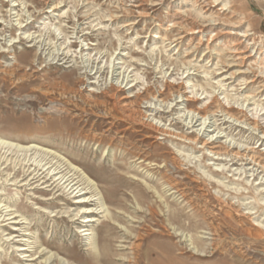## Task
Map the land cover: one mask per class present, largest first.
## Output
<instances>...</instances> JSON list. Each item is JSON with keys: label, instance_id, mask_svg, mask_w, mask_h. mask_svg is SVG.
Masks as SVG:
<instances>
[{"label": "rangeland", "instance_id": "374dc122", "mask_svg": "<svg viewBox=\"0 0 264 264\" xmlns=\"http://www.w3.org/2000/svg\"><path fill=\"white\" fill-rule=\"evenodd\" d=\"M198 13L212 16L201 33ZM238 41L255 49L246 73L231 66ZM259 51L262 0H0V138L47 153L0 146V264H264V172L201 144L264 151L261 132L216 112L218 99L264 113ZM45 157L95 199L88 235L74 194L29 181L24 158Z\"/></svg>", "mask_w": 264, "mask_h": 264}, {"label": "bare ground", "instance_id": "6f19581e", "mask_svg": "<svg viewBox=\"0 0 264 264\" xmlns=\"http://www.w3.org/2000/svg\"><path fill=\"white\" fill-rule=\"evenodd\" d=\"M262 1L264 2V0H262ZM205 4L208 5L209 8L213 6L212 2H205ZM13 5H15V3H13ZM51 7L56 9L58 6H57V4H53ZM194 17L196 19L202 18L201 22H203V23L207 22L205 24L200 25L201 28H199L197 30L198 33L203 32L205 28L211 26V23H210V21L212 20L211 13L208 16H206V15L204 16V15L198 13L197 15H194ZM193 32H194V30L192 31V33ZM240 34L241 35H239V36H245V37L248 36L246 31H243ZM237 40H240V39H237ZM236 44H238V47H233L231 49H233V53L235 54V56H237L238 60L233 59V61L236 62V64H233L231 66H238L237 69L235 70V72L237 71L238 73H246V72H248V70L250 68H248V67H246L245 69L242 68V66H244L243 64H245L246 61L251 62L252 60H253V62H257L256 59L254 58L255 53H252V51H254L255 49L248 50L247 45H244L241 41H238ZM2 51H4V50H2ZM256 51H257V49H256ZM259 53L263 54L264 51L263 52L259 51ZM258 63L260 65L259 66V68L261 70L260 72H263V69H264L263 58L260 61H258ZM235 72L231 73V74H235ZM253 80L254 79H251V80L245 79L244 81L246 83H251V82H253ZM167 85L170 88H173L172 94L176 93L177 97L185 96L184 100H188V101L197 100L193 96H191V97L186 96L185 95L186 92L182 93L181 88H178V86H174L170 83H168ZM132 86L133 85L130 84V87H132ZM110 88L114 89L115 91L121 90L120 87H118V86L116 87L115 85H111ZM90 90H92V89H90ZM123 98H128V97L125 96ZM216 100H217L216 112H220L221 114H223V115L229 117L230 119L238 122V124L246 125L247 127H250L253 130H257V131L261 132L262 135H264V125H260L258 120L255 119L256 117L262 116L264 114V113L260 112L261 110L258 111V109H256V111L254 112V115L252 117H250L249 113L252 111V109L249 108V106H248L249 104L246 105L245 103H242L238 107H234L231 105H226V104L220 102L218 99H216ZM161 101H163V100H161ZM176 105H178V103H176L175 106ZM209 106H210V104L205 105L204 107L200 108L197 112H196V110H189L190 111L189 113H192V114H188L185 118V120L189 119L188 124H192L193 120L196 119L194 121V123L192 124V126H190V127H194L195 122H197L198 120H203V122L200 123V124H202V126L205 124L206 119H209L212 115L210 110L208 111ZM234 108H235V111H234ZM197 115H199L200 117H198ZM196 116L198 118H196ZM153 126H154V128H156V130L158 132H161L165 135L169 136L172 134L170 131L163 128L162 126L155 125V124H153ZM237 126H239V125H237ZM199 132H200V130H199ZM174 134L176 137H179L182 140H187L188 142H194L197 139L196 137H195L196 139H191L190 137L184 136V135L179 134V133L178 134L174 133ZM217 138L218 137H216L215 139H212V135H211L208 139H205L201 143L203 148L210 150V153H212L213 155H217L215 157L216 160H218V159L219 160H227L226 158L222 159V157H229L230 158L229 161H232V162L233 161H235V162H237V161H248L247 164H253V166H257V168L261 169L260 172H264V157H263L264 151L261 153H258V152L250 153V151L248 152L246 149L242 150L241 147L232 145L230 142H228V143L224 142V143H222L223 145H221L220 147L219 146L217 147L215 145ZM0 146L8 147V150L11 148V149H16L17 151H21V152L23 151L26 154L30 151H36V150L40 151L41 153L43 152V154H44V151L46 153V150L43 151L42 148H39L37 146H34V145H17L16 143H14L10 140H6V139H2V138H0ZM263 150H264V146H263ZM31 160H32L31 158H28L27 161L24 158L23 162H22V160H20L22 162V165L24 168L27 167V165H29L30 167H33V169L29 172V175H30L29 181L32 180L35 182V181L43 180V182H46V186H49V187L53 186V188H55V187L61 188L63 190V192H65V194H67V195L74 194L73 197L76 198L74 203H78V204L83 205V206H80L81 208L84 209L82 214H88V215H80L79 216V217H82L81 222L83 223L79 229V232L80 233L84 232L86 230V229H84V227L86 225H88L89 222L97 220V219H95L94 216L90 215V213H94V210L87 207L88 205H91V202H93L95 199L85 196L86 191H83V189H85L86 187L79 188V186H78V185L84 184V182H82V179H76L79 176H75V174H76L75 172L72 174H69V171L63 173L62 169H59V171L57 170V168H58L57 166L52 168V166L54 164H52L51 161H47L46 157L44 159L43 158L39 159L38 161H36L37 159H33V162H35V164H33V165H32V163H29V161H31ZM233 164H234V162H233ZM245 164H246V162H245ZM29 166H28V169H29ZM58 174H60V175L58 176ZM77 183H79V184H77ZM6 211H11V209H8ZM99 212L100 211H97L96 213H99ZM0 213H1L0 217H2L3 209H1V208H0ZM4 215H9V216H7L6 219H4V216H3V219L1 221L7 220L13 224L22 223V224H25L26 227L29 223L25 220V218H21L20 220L16 219L17 216L13 212L5 213ZM77 215H78V213L75 214L70 219V221H74V222L78 221L79 218L77 217ZM257 226H259V225H257ZM23 227H25V226H22V228ZM14 229L16 230L17 228L14 227ZM257 230H258V228H257ZM22 234H28V233H22ZM82 234L88 235L89 233L85 231ZM20 240H23L27 244H30V242H31V241H29L28 238H22ZM25 243H23L22 245H27ZM25 249L26 248L24 246H19L18 250H25ZM28 256H30V255H28ZM38 257L39 256H37V258ZM33 259L34 258L30 257V259H26V260H33Z\"/></svg>", "mask_w": 264, "mask_h": 264}]
</instances>
